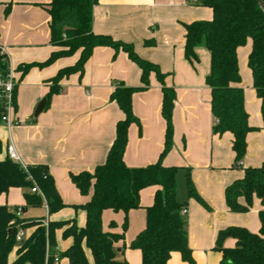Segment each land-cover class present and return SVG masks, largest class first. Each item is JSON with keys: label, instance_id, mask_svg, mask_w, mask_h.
<instances>
[{"label": "crops", "instance_id": "crops-1", "mask_svg": "<svg viewBox=\"0 0 264 264\" xmlns=\"http://www.w3.org/2000/svg\"><path fill=\"white\" fill-rule=\"evenodd\" d=\"M50 1L0 0V47L4 49L14 73V119L18 122L10 129L0 124L3 148L0 161L7 157V147L12 145L21 165L45 166L61 201L72 208L87 203L91 191L86 196L80 195L69 176L92 172L105 162L115 138L116 124L124 118L116 103L110 101L115 84L140 87L141 72L124 52L115 53L110 47H95L82 77L73 74L63 79L60 93L53 95L44 111L33 119L37 104L46 99L49 81L59 70L74 65L79 57L78 53L62 57L50 65L32 67L24 75L18 70L23 65L44 63L51 53L57 51L50 42L47 12ZM195 1L98 0L92 8L91 30L95 35L132 45L140 59L158 66L165 75L164 85L174 90L171 148L161 163L165 167L190 169L193 186L208 210L195 200H188L187 214L183 217L188 246L196 264H219L221 255L213 250L219 231L239 227L257 234L260 229L259 200L253 199L247 213H231L225 204L224 191L243 178L245 169L264 164V119L247 66L251 51V40L248 39L237 49L236 55L241 79L238 87L243 90L244 109L252 131L246 136V152L239 167H235L231 134L218 136L212 131L211 93L205 83L210 69L209 53L204 48H195L198 62L193 64L184 57V25L212 19V11L196 6ZM6 6H9L7 14ZM146 42H154V46L148 47ZM161 104V85L151 73L147 88L132 95V113L138 124L132 123L128 128L123 155L126 167L143 168L159 160L166 129ZM17 190L13 188L1 195L0 205H5L2 204V196L6 198L12 194L15 197ZM156 190V187L143 189L139 194L140 208L127 214V228L131 230L130 238L133 240L145 228V209L152 205ZM239 203L243 205L244 200L240 198ZM62 211L48 215V221L74 219L78 227L84 226L83 210H77L74 217L69 211ZM108 211L102 213L101 222ZM118 213L124 218L122 212ZM58 232L62 235L58 230L55 240ZM68 239L69 247L72 241ZM234 244L233 239L224 241L225 248H233ZM56 251L59 252L57 243ZM119 252L116 254L118 261L141 263L139 251ZM86 256L92 264L88 251ZM14 258L15 250L10 253L8 264ZM60 263L61 259L57 264ZM168 264L185 263L178 253H172Z\"/></svg>", "mask_w": 264, "mask_h": 264}, {"label": "trees", "instance_id": "trees-1", "mask_svg": "<svg viewBox=\"0 0 264 264\" xmlns=\"http://www.w3.org/2000/svg\"><path fill=\"white\" fill-rule=\"evenodd\" d=\"M264 2V0H262ZM98 0H51L47 4L49 15L50 42L57 48L41 64H28L18 67L24 75L30 68L50 65L62 57L78 53L74 65L59 70L49 81L46 104L53 95L60 93V82L73 74L82 77L84 67L92 50L98 46L110 47L116 52L122 51L140 69L142 86L125 87L115 84L110 101L116 103L124 118L117 122L115 138L109 148L106 160L92 172L70 175V181L80 195L86 196L91 191L90 199L81 206L85 212V224L78 227L74 219L66 221H48L43 225V218L24 219L0 205V264H8L10 253L15 250L11 264H54V258H65L69 264H90L86 251L90 253L92 264H127L118 261L117 250H125L123 235L104 232L101 216L104 211L124 214L123 229H127V214L140 208L139 194L148 187H156L153 203L145 209V228L129 245V249L141 254L140 264H168L172 253H178L185 264H195L192 251L188 246L187 228L181 211L187 208L188 200L193 199L207 209L196 192L191 181L190 169L165 167L161 159L171 148L172 110L175 92L164 85L165 75L158 66L140 59L132 45L114 41L108 36L95 35L91 30L92 8ZM196 6L212 11L210 21H196L184 25V57L193 64L198 62L195 48L203 46L210 56L209 74L205 83L211 93V112L214 117L213 134L232 136V152L235 167H239L246 152V136L252 131L248 125V115L244 109L243 90L238 87L240 75L236 51L251 40V51L247 66L252 76V86L260 100L264 116V14L255 0H196ZM9 6L5 8V14ZM154 46V42H146ZM5 55L0 53V76L7 72ZM151 73L161 85V114L166 124L164 147L159 160L143 168H128L123 155L127 144V132L137 119L132 113V95L148 86ZM3 148L0 143V154ZM182 181L185 198H177L178 181ZM37 186L45 197L48 215H54L66 205L56 192L54 181L43 165L22 168L7 157L0 161V196L10 189L24 190L23 199L26 208H40L42 199L31 192ZM244 204L239 203V199ZM259 200L261 210L258 213L260 229L257 234L244 228L229 227L217 233L214 251L220 253L219 264H264V164L258 168L244 170L243 178L232 183L224 191L225 204L231 213H247L253 199ZM32 230L17 245L15 236L19 229ZM61 230L62 238H70L71 245L60 253L56 251L55 233ZM233 239V248H225L224 241ZM121 243V247L117 245ZM48 250V251H47ZM46 252H48L46 257Z\"/></svg>", "mask_w": 264, "mask_h": 264}, {"label": "rangeland", "instance_id": "rangeland-1", "mask_svg": "<svg viewBox=\"0 0 264 264\" xmlns=\"http://www.w3.org/2000/svg\"><path fill=\"white\" fill-rule=\"evenodd\" d=\"M201 48H204L203 46H199ZM198 48V47H196ZM205 49V48H204ZM260 111L262 114V110H261V106H260ZM262 118L264 119V116L262 114ZM177 198L180 200L181 197H183V195L185 196V192H184V188H183V184L182 181H178V185H177ZM23 192L24 190L22 189H18L17 190V194L14 196H12V194H8V196L5 198V196L1 197L2 199V204H5V206L7 207L8 211L12 212V213H16L18 210H21L22 208H24L25 206H23ZM185 198V197H184ZM7 199V200H6ZM183 200V199H182ZM23 203H20V202ZM28 211L26 213H22L21 216L24 219H30V218H43V221L46 220V212L44 210V207L42 205V207L40 208H28ZM79 209H73V208H68L65 207L63 209L64 212H70V214L72 215V217H74L78 212H76ZM62 211V212H63ZM76 212V213H75ZM106 213V214H105ZM103 217H102V229L105 232H113L119 235H123L124 238V243L126 245V249L125 250H117V251H135V250H131L129 249V245L131 244V242L133 241V239L130 238V229H123V222H124V218L122 216L121 213H114V212H105ZM52 216V215H51ZM128 221V219H127ZM31 228L25 229L23 230L24 232V236L26 237L28 235V233L30 232ZM70 240L68 238L64 239L62 238L61 233H57V247L60 253H63L65 251V249L68 247ZM17 245H19V243H17ZM121 243H119L117 245L118 248L121 247ZM119 255H122L121 252H119ZM13 256V254H12ZM194 260V259H193ZM195 262V261H194ZM60 264H69L68 261L65 258L61 259V263ZM196 264V262H195Z\"/></svg>", "mask_w": 264, "mask_h": 264}, {"label": "built area", "instance_id": "built-area-1", "mask_svg": "<svg viewBox=\"0 0 264 264\" xmlns=\"http://www.w3.org/2000/svg\"><path fill=\"white\" fill-rule=\"evenodd\" d=\"M0 53L5 55L6 61L8 64V57L4 52V49L0 47ZM16 87V83L14 80V73L12 69H10L8 65L7 72L0 76V124L5 126L7 129H10L16 125H18V122L14 119V90ZM7 158L11 161L18 163L22 168H26V166L21 165L20 159L13 148L12 145H9L6 150ZM31 192L34 194H37L43 201V207L46 212V220L43 221L44 227H47L48 224V207L46 204V200L42 192L37 188V186H34L31 189ZM22 212L18 210L16 212V217H21ZM187 214V210L183 209L181 211V215L184 217ZM24 232L22 229H19L16 233L15 240L16 243H21L24 240ZM48 251V250H47ZM48 252H46L47 257ZM59 262V258L55 256L54 258V264H57Z\"/></svg>", "mask_w": 264, "mask_h": 264}, {"label": "water", "instance_id": "water-1", "mask_svg": "<svg viewBox=\"0 0 264 264\" xmlns=\"http://www.w3.org/2000/svg\"><path fill=\"white\" fill-rule=\"evenodd\" d=\"M258 4V7L260 8L261 12L264 14V2L262 0H255ZM46 106V99H42L36 106L34 112H33V119H36L37 116L42 113ZM26 211L23 210V213Z\"/></svg>", "mask_w": 264, "mask_h": 264}]
</instances>
